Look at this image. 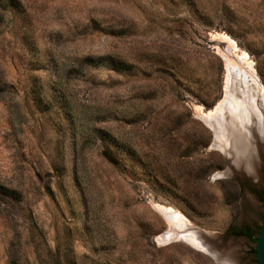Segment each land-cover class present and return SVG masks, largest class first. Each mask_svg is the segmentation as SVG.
Returning <instances> with one entry per match:
<instances>
[{
	"label": "rangeland",
	"instance_id": "rangeland-1",
	"mask_svg": "<svg viewBox=\"0 0 264 264\" xmlns=\"http://www.w3.org/2000/svg\"><path fill=\"white\" fill-rule=\"evenodd\" d=\"M224 35L261 98L264 0H0V264H219L157 206L258 264L264 129L254 178L201 118Z\"/></svg>",
	"mask_w": 264,
	"mask_h": 264
},
{
	"label": "bare ground",
	"instance_id": "bare-ground-1",
	"mask_svg": "<svg viewBox=\"0 0 264 264\" xmlns=\"http://www.w3.org/2000/svg\"><path fill=\"white\" fill-rule=\"evenodd\" d=\"M223 40L227 43L221 51L226 70V93L213 111L204 113L201 110V118L214 133L213 148L225 154L231 162L230 168L241 166L242 172L255 178L258 165L256 150L259 152L263 139L264 90L260 98L257 82L240 66V63L245 62L236 54L235 42L225 35ZM157 209L168 223L167 230L157 237L160 244L179 240L195 249L211 253L210 256L219 264H239L232 248L220 247L219 242L199 235L197 228L191 226L181 214L161 206H157Z\"/></svg>",
	"mask_w": 264,
	"mask_h": 264
},
{
	"label": "water",
	"instance_id": "water-1",
	"mask_svg": "<svg viewBox=\"0 0 264 264\" xmlns=\"http://www.w3.org/2000/svg\"><path fill=\"white\" fill-rule=\"evenodd\" d=\"M196 231H198L199 235H202L203 237L210 239L211 241L219 242V244L222 242L221 237L219 235L208 233L206 231H202L198 229ZM255 244H256L255 253H256L257 262L258 264H264V222L259 230ZM207 254L212 255L211 253L210 254L207 253ZM212 258L214 257L212 256Z\"/></svg>",
	"mask_w": 264,
	"mask_h": 264
},
{
	"label": "trees",
	"instance_id": "trees-1",
	"mask_svg": "<svg viewBox=\"0 0 264 264\" xmlns=\"http://www.w3.org/2000/svg\"><path fill=\"white\" fill-rule=\"evenodd\" d=\"M254 242H256V239H253ZM255 252V251H254Z\"/></svg>",
	"mask_w": 264,
	"mask_h": 264
}]
</instances>
